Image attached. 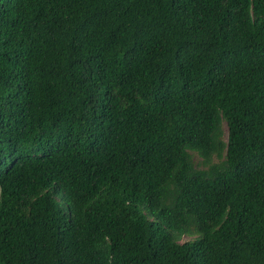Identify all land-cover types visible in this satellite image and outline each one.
I'll use <instances>...</instances> for the list:
<instances>
[{"label": "trees", "instance_id": "1", "mask_svg": "<svg viewBox=\"0 0 264 264\" xmlns=\"http://www.w3.org/2000/svg\"><path fill=\"white\" fill-rule=\"evenodd\" d=\"M0 264H264V0H0Z\"/></svg>", "mask_w": 264, "mask_h": 264}]
</instances>
